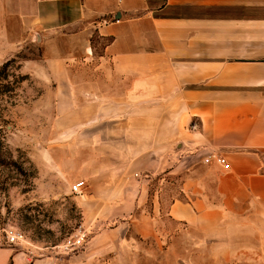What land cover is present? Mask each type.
I'll return each mask as SVG.
<instances>
[{"label":"crops","instance_id":"0c3cea01","mask_svg":"<svg viewBox=\"0 0 264 264\" xmlns=\"http://www.w3.org/2000/svg\"><path fill=\"white\" fill-rule=\"evenodd\" d=\"M23 19L38 37L78 39L86 59L92 34L107 40L97 78L79 90L69 52L44 61L64 139L79 140L86 160L80 177L99 190L86 204L97 212L87 218L91 248L130 228L154 233L155 215L139 211L147 178L176 174L184 196L170 202L168 219L214 245L256 237L264 260V0H48ZM210 152L230 168L203 164ZM95 222L111 227L100 233ZM11 258L0 248V264Z\"/></svg>","mask_w":264,"mask_h":264},{"label":"rangeland","instance_id":"374dc122","mask_svg":"<svg viewBox=\"0 0 264 264\" xmlns=\"http://www.w3.org/2000/svg\"><path fill=\"white\" fill-rule=\"evenodd\" d=\"M45 1L0 0V66L9 62L12 74L8 82L0 79V229L14 228L24 236L17 244L1 237L0 248L16 257L7 264H264L256 253V237L217 238L214 245L213 238L198 236L192 227L166 217L170 202L184 196L176 174L147 178V200L139 211L155 215L154 233L135 235L130 228L122 241L101 237L107 246L120 242L118 247L91 248L95 232L87 218L97 212L94 204H86L99 190L80 177L86 160L79 140L64 139L67 126L58 117L56 83L44 61L59 51L69 52L66 67L79 90L91 74L97 78L98 56L107 40L92 34V55L86 59L77 50L78 39L31 34L23 18ZM78 182L83 186L76 194L72 186ZM95 223L100 233L111 227ZM80 230L87 233L83 246L63 251V241Z\"/></svg>","mask_w":264,"mask_h":264},{"label":"built area","instance_id":"2783aa9c","mask_svg":"<svg viewBox=\"0 0 264 264\" xmlns=\"http://www.w3.org/2000/svg\"><path fill=\"white\" fill-rule=\"evenodd\" d=\"M204 164L215 163L221 166L224 170H228L230 168L228 162L224 158V156L217 152L207 153L203 157ZM83 186V182H78L72 186V191L76 194L81 192V188ZM3 237L8 244H17L21 242L24 238L23 233L14 228H4L0 229V239ZM87 237V233L85 230H80L76 235L66 238L61 248L65 252H70L73 249L79 248L83 246L85 239ZM1 241V240H0Z\"/></svg>","mask_w":264,"mask_h":264},{"label":"trees","instance_id":"16d2710c","mask_svg":"<svg viewBox=\"0 0 264 264\" xmlns=\"http://www.w3.org/2000/svg\"><path fill=\"white\" fill-rule=\"evenodd\" d=\"M10 63L6 62L0 66V79L2 81H7L12 74H10ZM26 79V76H20V80ZM8 82V81H7ZM4 160L2 159V154L0 153V164L3 165Z\"/></svg>","mask_w":264,"mask_h":264},{"label":"water","instance_id":"95a60500","mask_svg":"<svg viewBox=\"0 0 264 264\" xmlns=\"http://www.w3.org/2000/svg\"><path fill=\"white\" fill-rule=\"evenodd\" d=\"M119 18V14L115 15V19H118Z\"/></svg>","mask_w":264,"mask_h":264}]
</instances>
